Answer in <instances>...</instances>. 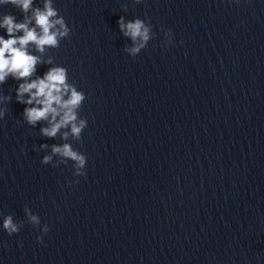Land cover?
Listing matches in <instances>:
<instances>
[{"label":"clouds","instance_id":"1","mask_svg":"<svg viewBox=\"0 0 264 264\" xmlns=\"http://www.w3.org/2000/svg\"><path fill=\"white\" fill-rule=\"evenodd\" d=\"M140 2L141 0H135L137 4ZM4 5L17 8L23 19L18 21L10 13L4 14L0 19V28L5 29L7 34V38L0 36V84L9 76L24 81L16 89V100L27 105L23 111V119L28 125L35 127L38 122H47L48 126L40 129L42 136L55 138L64 129L63 140H68L71 136L79 142L83 130L87 127V120L81 118L79 113L86 96L69 82L67 69L62 66L51 67L43 77L28 79L35 73L38 63H53L51 57L42 61L39 56L33 55L29 51V45H35V50L39 53H44L46 48H59L61 41L69 37L70 27L58 14L53 0H43L42 8L34 7V0H0V6ZM117 23L120 31L133 41V46L125 49L132 57L145 49L154 37L153 26L146 20L136 18L126 21L121 16ZM164 36L167 47L172 42L171 30L165 31ZM10 99L9 96H0V104ZM7 111V108H0V119L4 118ZM40 148L48 149L49 145L42 144ZM57 157L59 160H54ZM69 161L72 162L74 177L86 176L87 157L74 149L70 143L51 145V153L44 155L41 163L58 167L60 164L66 165ZM71 183H78V180ZM24 213L31 225L40 227L41 220L38 215L33 214L27 206ZM22 226L23 222H14L12 215L3 218L2 228L10 236L18 233ZM48 231V225H43L41 232ZM37 241L43 243V237L37 236Z\"/></svg>","mask_w":264,"mask_h":264}]
</instances>
